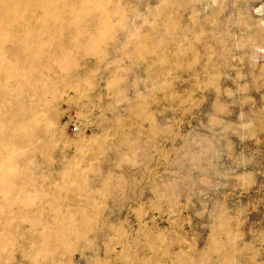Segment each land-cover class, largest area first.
<instances>
[{"label": "rangeland", "instance_id": "rangeland-1", "mask_svg": "<svg viewBox=\"0 0 264 264\" xmlns=\"http://www.w3.org/2000/svg\"><path fill=\"white\" fill-rule=\"evenodd\" d=\"M1 1L0 264H264V0Z\"/></svg>", "mask_w": 264, "mask_h": 264}, {"label": "bare ground", "instance_id": "bare-ground-1", "mask_svg": "<svg viewBox=\"0 0 264 264\" xmlns=\"http://www.w3.org/2000/svg\"><path fill=\"white\" fill-rule=\"evenodd\" d=\"M32 0H2L1 7L4 11H6L7 17L12 18L16 15L23 14V12L30 7V2ZM10 4H18V7L15 8L14 5ZM21 6V7H19Z\"/></svg>", "mask_w": 264, "mask_h": 264}]
</instances>
